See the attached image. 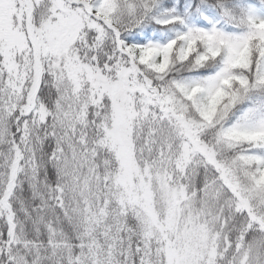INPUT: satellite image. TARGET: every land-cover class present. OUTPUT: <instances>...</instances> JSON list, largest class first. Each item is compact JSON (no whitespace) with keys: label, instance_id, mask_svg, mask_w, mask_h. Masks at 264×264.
<instances>
[{"label":"snow or ice","instance_id":"snow-or-ice-1","mask_svg":"<svg viewBox=\"0 0 264 264\" xmlns=\"http://www.w3.org/2000/svg\"><path fill=\"white\" fill-rule=\"evenodd\" d=\"M0 264H264V0H0Z\"/></svg>","mask_w":264,"mask_h":264}]
</instances>
